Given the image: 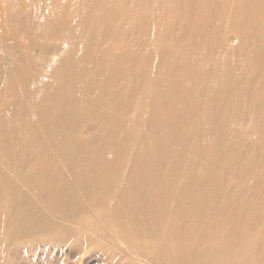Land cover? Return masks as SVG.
<instances>
[{
	"label": "rangeland",
	"instance_id": "374dc122",
	"mask_svg": "<svg viewBox=\"0 0 264 264\" xmlns=\"http://www.w3.org/2000/svg\"><path fill=\"white\" fill-rule=\"evenodd\" d=\"M208 2L209 0L205 2V7L201 8V0H0V121H4L9 129L6 132H12L14 144L21 143V139L23 144L26 143L25 136L17 134L16 123L19 125L20 134L21 125L24 127L30 143L34 139L42 140L43 130L57 127L58 122L51 117L55 114L57 120L59 119L58 109H54L55 112L52 114L46 110V114L40 106L36 108L31 105L35 89L38 87L41 95L44 90L39 88L40 82L48 83L51 90L55 85L63 84L59 93L65 97L76 92L75 83L89 85L91 98L99 96V92L104 90L107 94L104 96L108 108L105 110L90 108L87 111L81 108L80 112L77 105H72L75 114L70 116L71 118L76 121L79 116L85 118L86 123L91 122V125L94 123L99 127V131L93 137V140L96 138L98 142L92 144L86 141L84 153L79 154L78 140L72 135L77 149L75 154L80 158L72 169L65 168L66 174L71 173L73 178L71 185L73 194L68 190L61 194L63 201L74 204L69 210L72 214L69 213L70 217L67 220L54 215L47 221L40 222L39 226L32 229V235L26 238L18 236L16 222L6 219L12 204L11 188L3 177L8 178L7 165L3 164L6 160L3 161L0 153V264H42L45 252L55 260L54 264H172L174 258L179 260V264H197L196 257L199 255H203L200 264H230L222 257L230 244L234 245L231 249L232 264H264V250L259 248L264 245L262 75H258L254 81L255 88L258 89H255L256 94L253 95L259 107L254 109L253 117L240 121L237 107L243 103L244 98L238 101L240 97L236 93L231 95L233 97L231 108L227 107L230 117L228 126L234 128L239 124L243 138L246 139L244 142L239 141L237 139L239 134L235 136L237 142H243L240 149L246 156L237 168L225 176L213 174L211 179L204 174L206 170L202 165L188 169L184 165V159L179 163L174 156L168 155L169 167L164 166L158 174L160 184L158 181L153 183L152 178L155 179V176L150 172L152 191L161 189V186L163 188L174 186V190L179 189L184 185L186 176L195 179L199 186L198 191L205 192L204 188L208 181L214 189H216L214 186L222 187L221 189L228 195V198H225L227 206L220 207V214L215 213V216L220 218L222 225L229 223V229L214 230L211 237L206 236L207 241L213 240L210 244H205L203 239L198 242L195 236H191L182 248H176L177 251L173 250L168 257L159 252L171 249L172 240L169 239L167 242V236L153 234L151 229L150 236L145 233L134 235V230L143 226L144 219L135 213L140 192L135 184L131 182L132 186L130 185L131 175H134L132 168L133 165L136 166L134 159L138 158L139 164L142 166L144 164L149 170L150 163L161 157L157 152L158 143L154 139L157 138L156 133L150 128L149 110L158 79L161 81L175 64V61L168 60V57L171 53L188 46L187 43H183V37L189 25L197 19L210 17L209 26L215 30L219 29L222 33L221 48H225L233 39L238 42L240 49L246 50L240 41L242 38L244 41L247 40L239 34L245 30L244 27L246 28V24L243 23L246 17L242 14L249 11L253 14L256 7L261 25H255L257 28V33L254 32L255 38L248 39L255 43L264 41V0H253L254 5H248L250 10L246 12L242 11L246 0H216L213 6H207ZM51 29L60 32V35L47 39L44 33ZM116 33L119 34V41L115 43L118 37ZM193 41L195 42L192 38L189 40L191 43ZM115 47L119 55L112 54ZM202 47L206 49L205 45ZM257 54L260 55L257 63L259 66L264 62V49L258 47ZM231 57L235 58L234 55ZM113 60L121 63L122 78L113 74L112 70H115ZM67 61L72 64L70 66L72 69L80 71L82 75L76 72L74 82L65 86L64 79L56 72L57 70L58 74L64 72ZM48 62H55L57 65L53 75L49 73ZM197 65L198 61L195 68ZM199 65L203 74H215L219 68L215 51L211 48L206 49ZM91 66L97 68L102 66L105 70L95 74ZM141 69L143 74L141 87L130 93L133 84L129 76ZM249 73L245 83L253 75L252 72ZM109 83H114V87L107 90ZM181 83L186 88L191 86L192 81L190 77L184 76ZM117 93L122 106L120 114L116 111L111 113L109 110L113 107V96ZM49 94L46 95L45 101L53 98ZM47 102L52 105L50 103L52 101ZM55 105L57 108L58 104ZM69 106L71 103L68 102L67 107ZM96 115L99 116L97 121ZM107 115H110L109 120L105 122ZM199 115L201 117L200 113ZM63 118L66 124L70 125V120L65 116ZM44 120L47 122L44 123ZM215 128L216 124L210 118L201 122L197 136H191L186 141L190 156L195 151V139L201 141L202 149L207 155L213 151L211 146L215 137L207 131ZM61 133L66 135L64 129ZM252 136L253 139L250 138ZM162 143V151L166 153L168 144L166 141ZM96 147L100 150V155H96L93 161L85 160L84 157L90 155V150ZM164 162L166 163V159ZM37 167L38 163L31 161L23 170L29 175L30 172L37 171ZM242 167L251 169L240 174L239 170ZM219 172L221 173L220 170ZM18 178L20 181V177ZM173 198L176 199L175 194ZM252 201H254L252 205L249 204ZM232 211L233 215L244 211L245 217L237 219L234 215L229 218ZM255 212L258 214L257 218ZM53 214L56 213L52 211L51 215ZM157 219L154 214L152 216L150 214V224ZM12 233L20 239L15 238L11 246L8 242L7 247L20 246L19 255H13L9 253L10 250L2 247L6 245ZM260 252L263 253L258 257L257 254Z\"/></svg>",
	"mask_w": 264,
	"mask_h": 264
},
{
	"label": "bare ground",
	"instance_id": "6f19581e",
	"mask_svg": "<svg viewBox=\"0 0 264 264\" xmlns=\"http://www.w3.org/2000/svg\"><path fill=\"white\" fill-rule=\"evenodd\" d=\"M206 1L208 0H201V8L205 7L204 4ZM215 4L216 0H209L207 6H213ZM248 5L253 6V0H246V4L242 9L243 12L250 10ZM256 10L255 7L253 14L251 11L247 14H242L246 17L243 21V23L246 24V28L244 27L245 30L240 31L239 34H242L247 40L244 41L242 38L240 41L241 46L245 47L246 50L240 49L238 42L233 39L227 43L225 48H221L222 33L219 29L215 30L212 26H209V23H211L209 20L210 17L208 19H197L196 22L193 21L187 28L183 37V43H187L188 46L181 51L177 50L171 53L168 60L175 61V64L171 66L172 69L168 74H166L161 81L158 79L156 83V93L151 101L149 110V124L150 128L156 133L157 138L154 139L158 143L157 152L161 157L154 163H150L148 167L149 170H147L144 164L143 166L141 163L139 164L138 158L134 159V156L133 159L136 166L133 165L132 168L134 175H131L130 185L131 182L133 185L135 184L140 192L138 193V202L135 209L136 216L139 215L144 218L142 221L143 226L140 228L137 227L134 230V235L145 233L150 236L151 229L153 234L167 236L166 240L168 242V240L171 239L172 246L170 250L159 251L163 256L168 257L172 254L173 250L177 251L176 248H182L184 243H186L191 236H195L198 242L203 239L205 240V244H210L213 243V240L210 239L207 241L208 237L206 238V236L211 237L214 230L224 229L226 231L229 229V223L226 224L227 226L222 225L220 223V218L217 216L220 214V207L223 208L227 206L225 198H228V195L221 189L222 187L214 186L216 188L214 189L210 186V182L208 181L207 186L204 188L206 193L198 191L199 186H197L195 179L186 176L184 185L179 187V189L176 188L174 190V186L171 188L170 186L164 188L161 186V189L152 191V185H150V172L155 176V179L154 177L152 178L153 183L158 181V184H160L161 181L158 174L164 166L169 164L168 155L174 156L176 162L179 163L180 160L184 159V165L188 169L202 165L206 170L204 174L207 175L208 178H211L213 174L216 175V173L225 176L226 173L237 168L242 163L241 161L245 159L246 156L241 152L240 148L246 139L243 138L244 135L238 127L239 124L234 128L228 126L230 117L227 113V107L231 108L233 104L231 103L233 98L231 95L233 93H236L237 96L240 97L238 101L244 98L243 103L241 105L239 104V107H237L240 121H243L247 117H253L254 109L259 107V103L257 99L254 98L253 93L256 94L255 89H258L255 88V78L258 77V75L264 76V62L260 63L259 66L257 64L260 59L257 50L258 47L264 49V41L255 43L248 39V37L251 39L255 38L257 33L255 25H261V19L259 15L256 14ZM45 32L44 35H47V39H50V37L55 38V35H60V32L55 29ZM254 32L256 33L254 34ZM117 36V39L114 41L115 43L119 41V34H117ZM191 38L195 40V42H189ZM196 43L201 45L198 46ZM202 45H205L206 49L211 48L212 51H215L219 68L213 75L203 74L199 68L200 60L204 57V51L206 50L203 49ZM127 46L130 47V44ZM116 49V47L113 49L112 54L115 53V55H119ZM233 55L235 58L231 57ZM197 61L198 65L195 68V63H197ZM113 62L115 63L113 65L115 70H112L113 74H117L119 77L123 76L121 63H117L116 60H113ZM66 63L65 71H61L58 74L59 71L57 70L56 73L64 79L65 86H68L71 82H74V75H77L76 72L80 75H82V73L76 69H72L70 67L72 64L69 61ZM47 65L49 73L53 75L57 65H55V62H48ZM91 67L93 68L92 71L95 70V74H99L100 70L101 72L105 70L102 66L100 68L96 66ZM249 72H252L253 75L251 79L245 83L246 76L248 75L247 73ZM111 76L113 75L111 74ZM142 76V69L140 71L136 70L129 76L130 82L133 84L130 93H133L134 90H139L143 80ZM184 76L190 77L192 81L191 86L186 88L182 86L181 79ZM62 86L63 84L55 85L53 91L50 89L48 83L40 82L39 88L44 89L42 95L41 92L37 90L38 87L32 94L30 101L32 107L38 108L40 106L46 114V110L49 114L54 113V109L60 111L58 120L55 114L51 117L56 120V123L58 122L56 124L57 127H50L47 130H43L44 137L42 140L40 138L39 140L34 139L30 143L26 138L24 127L21 125L20 134L18 132L19 125L16 123L17 134L25 136L24 140L26 143L23 144V139H21V143L14 144L15 140L12 136V132H6L9 129L4 121H0V153L3 161L6 160L3 164L7 165L6 174L8 178L2 176L9 182L12 203L9 209V216L6 217V219H11L16 222L17 231L19 233L18 236L21 235L20 237L22 238L32 235V229H34L35 226H39L40 222H45L54 215L67 220L70 217L69 213L72 214L69 210L73 208L74 204L63 201V195L61 194L64 190H68L72 193L71 185L73 184V178L71 173H69V175L66 174L65 168L70 167V169H72V166L75 165L80 158V156L75 154L77 149H75L76 143H74L73 139L76 138L78 140V153L83 154L87 142L92 144L93 142H98L96 138L93 140V137H95V134L99 131V127L95 126L94 123L93 125H91V122L86 123L85 118L82 119L78 116L76 121L71 118L72 115L75 114L72 105H77L80 112L84 110L83 108H85V111L90 110V108L95 110H105V108H107L104 96V94H107L104 90L99 92V96L91 98V88L89 85L75 83V88L77 89H74V91L76 92H73L71 96L67 95L65 97L61 96V93H59ZM109 87H114V83H109L107 90H110ZM246 87H248L247 90ZM48 94L53 96V98L51 97L47 100L52 101L50 102L52 105L45 101L46 95ZM117 99L120 100L118 93L116 96H113V107L109 108V110L111 113H115L114 111H116L120 114L122 111L121 100L118 101ZM68 102L69 104L71 103L69 107H67ZM56 103L58 104L57 108V105H55ZM125 106L127 107V104H125ZM64 116L66 119L70 120V125L66 124L67 122L63 118ZM109 116L107 115L105 117V122H108ZM98 118L99 116L96 115L95 120L97 121ZM208 118L216 124L214 130L207 131V133L215 137L211 146L213 151L207 155L205 150L202 149L201 141L195 139V151L193 155L190 156V150L187 148L186 143L187 138L191 136L196 137L201 122ZM45 122H47V120H44V123ZM52 123L54 125L53 121ZM62 129H64L66 135L61 133ZM59 130H61L60 134ZM13 134L15 135V133ZM238 134L239 136L237 139L239 141L243 140L242 143L237 142L235 139V136ZM72 135H74L75 138ZM250 138L253 139L254 137L252 136ZM4 140L9 142L3 143ZM162 141H166L168 144L167 150L165 151L166 153L162 151ZM176 141L179 142L177 143ZM84 142H86V144H84ZM100 153V150L96 147L91 149L90 155L85 156L84 159L93 161L96 155L99 156ZM164 159H166V163ZM31 161L38 163V169L26 175V172L23 170L24 166ZM142 163L145 162L142 161ZM249 169L251 168L242 167L239 173L242 174L243 171ZM18 177H20V181ZM61 180L68 182L70 185L68 183H63ZM173 180L172 182H174ZM172 182L170 183L172 184ZM177 192H179L178 196ZM173 194H175L176 199L173 198ZM172 200L174 203H172ZM253 202L254 201L249 202V204L252 205ZM254 206H256V204H254ZM52 211L56 214L51 215ZM215 213L217 214L216 216ZM233 213V211L230 212L228 217L230 218V216L234 215L237 219L245 217L244 211L238 214L236 212L234 215ZM150 214L151 216L154 214L156 219L158 218L156 222L153 221L151 224L149 220ZM254 214L255 218H257V212ZM18 236L13 233L10 234L8 241H6V245L2 246L4 249L7 248L10 250L9 253L13 255H17L21 247H7V245L9 242L11 246L15 238L20 239ZM233 246V244H230L222 255L223 260L229 261L228 263L230 264L233 263L231 260V249H233ZM259 248L264 250V245H261ZM262 253L263 252L258 253V257H260ZM43 254L44 263L42 264H54L55 260L50 257L48 252ZM201 256L203 255L196 257L197 264H200ZM173 257L172 255V258ZM170 260L172 261V259ZM172 262V264H179L177 258H174Z\"/></svg>",
	"mask_w": 264,
	"mask_h": 264
}]
</instances>
